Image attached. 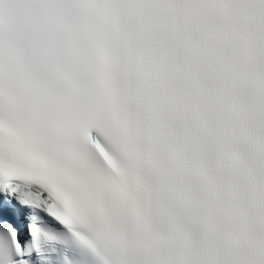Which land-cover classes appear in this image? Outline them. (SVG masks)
I'll use <instances>...</instances> for the list:
<instances>
[{"label": "snow or ice", "instance_id": "1", "mask_svg": "<svg viewBox=\"0 0 264 264\" xmlns=\"http://www.w3.org/2000/svg\"><path fill=\"white\" fill-rule=\"evenodd\" d=\"M0 264H264V0H0Z\"/></svg>", "mask_w": 264, "mask_h": 264}]
</instances>
